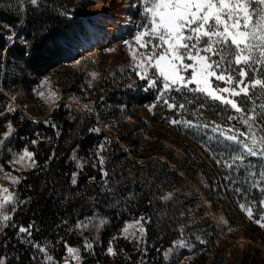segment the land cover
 I'll use <instances>...</instances> for the list:
<instances>
[{"label":"snow or ice","instance_id":"obj_1","mask_svg":"<svg viewBox=\"0 0 264 264\" xmlns=\"http://www.w3.org/2000/svg\"><path fill=\"white\" fill-rule=\"evenodd\" d=\"M7 6L16 10V23L0 22V27L6 30V39L9 42L19 39L25 46L24 51L31 59L41 60L49 51L43 47L34 45L28 39L18 34V27L25 24L26 10L30 6L39 10L45 6V0H8ZM100 7L99 3L92 5ZM135 10L136 18L131 16L125 18V24H131L134 31L129 32V38L121 39L120 43L130 57L127 68L131 73L142 81V85H136L133 81L127 85L142 87L144 92L153 93L150 103L144 104L147 111L156 115L153 111L158 105L161 109L175 110L174 115H164L161 119L177 129L191 134L201 147L208 153L212 161L225 170V180H231L233 185L239 182L232 179L233 173H247L245 183L247 186L230 187V190L239 197L236 204L239 210L245 214L252 223L264 229V102L259 104V111L255 98L259 96L264 101V0H130L124 5ZM63 15H70L65 10ZM46 22H39L34 29V34L44 35L49 33ZM114 48H107L105 51L112 52ZM9 52L7 47H0V62L6 63ZM83 59V57L81 58ZM81 59H74L73 63L79 65ZM121 74L125 69H120ZM91 79L87 82V89L93 87V80L100 78V73L91 70L87 72ZM45 85H49L44 89ZM41 88L44 90L38 91ZM31 91L39 97L43 103L51 107H59L57 101L61 95L50 87L48 77H45L36 88ZM4 95L0 101L3 107L0 108V152L5 153V161L11 170H6L3 163H0V179L9 181L12 189L0 184V235L6 236L5 229L13 227L20 242L29 245L35 251L30 259L36 264H85V255L95 254L94 247L98 243V237L93 235L91 239L84 235L85 231L98 233L105 224L107 217L101 215L96 209V204L101 197H106V207H124L129 199H134L131 192L122 195L114 187V172L110 175L105 167L106 156L103 154L112 143L108 136L93 145L89 150L91 167L100 173L99 192L101 195H87L84 199L92 208V215L83 219H77L68 226V221L62 219L60 224L66 225V231H77L82 237L80 246L69 245L63 241V249L67 255L57 258L48 248V241L43 244L33 240L32 229L35 222H29L27 227L17 225L14 214L21 205L31 201V197L19 198L16 186L24 179L22 175H13V172H24L30 169L41 167L36 159V153L23 147L18 151L11 148L12 139L17 130L11 119H6L10 114L16 113L15 101L18 94H13L9 101ZM88 92L83 90V97L87 98ZM68 103L64 105L68 110L69 118L76 119L71 109L75 104L78 111H86L89 115H95L97 123L87 127L88 133L100 134L101 121L99 113L93 106L94 101L81 102V97L70 95ZM103 100V96H100ZM27 107V106H25ZM123 119L130 120L131 116L123 111L124 106H119ZM184 113L190 114L192 118H185ZM215 119H201L206 115ZM23 120V116H20ZM33 123H38L33 117H29ZM79 119H83L80 117ZM235 121V123H233ZM45 125L57 129L56 136L60 131L51 117L43 120ZM147 123V122H146ZM114 123H103L104 128L113 127ZM36 138H30V145H37L39 140L51 141V137H42L34 132ZM127 152L128 149L125 148ZM55 155L54 151L44 161L43 167L47 168L49 161ZM257 158L260 162V169L257 173L249 158ZM72 160L78 170L83 169L89 163L88 159L77 155L76 149L72 150ZM162 159V158H161ZM131 174V173H130ZM78 171H72L70 184L76 186ZM88 184L96 182V177L89 175ZM142 187H149L151 195L146 200L148 205L154 201L169 202L175 201L173 191L157 195L152 192L151 187L141 180ZM223 187V186H222ZM31 188V185H28ZM251 189H258L259 198H253ZM69 196H83L81 190L72 193H65L64 199ZM126 210V209H125ZM191 210H189L190 214ZM184 211L180 216H184ZM151 216L141 214L132 221H124L119 235L134 242L136 250L146 254V248L141 249L139 245L144 243L146 235L145 224L151 222ZM221 221L228 225L223 217ZM192 221L189 220L188 223ZM186 225L179 224L181 236L185 235ZM38 230V229H37ZM227 231L232 232L231 227ZM22 234V235H21ZM113 236L106 247L107 255L115 257L118 253L113 247ZM201 244L207 241L201 236H196ZM178 247H186L190 250L194 247L180 239L174 241ZM172 250L165 253L167 257ZM83 252V254H82ZM123 252V249H120ZM37 254H42V259L37 260ZM126 259L131 257L125 254ZM191 255L178 259L177 264H185L191 260ZM19 261V256L12 258ZM0 264H9L8 257L0 253ZM137 264H144L143 256Z\"/></svg>","mask_w":264,"mask_h":264},{"label":"trees","instance_id":"obj_2","mask_svg":"<svg viewBox=\"0 0 264 264\" xmlns=\"http://www.w3.org/2000/svg\"><path fill=\"white\" fill-rule=\"evenodd\" d=\"M12 2L14 3V0ZM7 3L8 0H0V22L15 24L16 10L10 9ZM65 10L70 15H63ZM79 17H82L81 13L63 7L56 0H45V6L39 10H34L30 6L27 8L24 17L26 22L23 27H18L17 31L20 36L34 45L41 46L50 52L41 60L31 59L30 55L24 51L25 46L19 39H14L12 42L7 41L6 30L0 27V47L9 49L6 63L0 62V92L3 94L6 92L10 96L18 94V99L14 103L21 108L6 117L14 122L17 130L11 147L14 151L23 147L34 151L37 162L41 165L39 168L26 171L23 174L24 179L17 185L19 198L31 197V201L18 208L14 214L15 223L27 227L29 222L34 221L31 238L41 244L48 241L49 250L57 258L67 255L62 246L63 241H67L72 246L81 245L80 234L75 230L66 231L67 226L60 224V221L66 219L70 226L77 219L92 215V208L84 197L101 195L99 192L100 173L98 168L91 167V158L88 154L93 145L101 141L104 136H108L112 143L103 154L106 156V169L110 175L114 172L115 190L122 195L131 192L135 198L129 199L124 207L120 208L106 207L104 202L106 197L103 196L96 204V209L107 219L98 233L84 232L89 239L93 235L98 237V243L94 247L93 264H133V260H137L140 253L134 254L127 243L118 239V233L124 221L133 216L139 217L141 214L152 218L151 222L146 224L147 255L145 258L149 264H164L162 252L181 237L179 224L186 225L185 234H192L196 226H198L196 229L201 227L195 224L193 218L195 214L205 212L202 195L206 196L215 209L222 204L223 197L235 202L239 197L230 190L229 186H247L245 183L247 173H243V170L242 174L233 173L232 179L239 182L236 185H233L231 180L223 179L226 175L225 170L211 160L197 139L161 119L162 112L164 115H174L175 110L161 109L158 105L153 110L156 115H152L143 107L144 104L151 102L153 93L144 92L140 86L128 88L127 85L133 82L128 72L120 73L116 79L103 73L99 79L92 81L91 89H87L89 79L86 75L78 71L67 74L66 79L59 84L63 102L48 113L45 103L35 96L31 89L36 88L51 73L63 68L68 69L66 64L71 51L75 49L78 34L82 29ZM41 21L46 22L45 26L49 28V33L34 34L35 26ZM135 82L136 85L143 84L136 77ZM83 90L88 92L87 98L83 97ZM70 95L81 97L84 101L95 102L93 106L99 113L101 121L100 134L86 131L87 127L97 123L95 115L90 116L86 111L81 112L72 108V115L76 119L69 118L68 110L64 105ZM101 95L103 100H100ZM3 100L4 95H0V101ZM261 102L264 101L257 96L255 98L257 111H259ZM120 105L124 106L125 113L137 121L136 124L125 122L121 115ZM2 107L3 104L0 103V108ZM137 107L145 109L149 121L139 117L136 112ZM21 115L23 120L20 119ZM184 115L185 118L195 119L188 113ZM29 117H33L38 123H33ZM48 117H51V122L57 125L60 131L59 137L55 134L57 129L43 123V120ZM80 117L83 119H79ZM201 119L210 121L215 117L209 114ZM108 122L114 123V126L104 128L103 123ZM149 123L169 127L173 134L185 139L188 143L185 141L186 146H184L182 140L173 141L168 135L149 129ZM34 132L42 137H51V141L39 140L37 145H30L28 140L36 138L33 135ZM165 142L182 148L184 155L179 159L168 155L169 150L165 147ZM125 148L128 149L127 152ZM73 149H76L79 157L89 160L82 171L76 169L75 162L71 158ZM53 151L55 155L49 161L47 168H44V161ZM249 159L258 173L259 160L254 157ZM72 171H78L76 186L70 184ZM199 172L205 176L211 186L209 189H202V194L184 186L188 181H194ZM89 175L95 176L96 182L88 184ZM141 180L148 184L152 192L157 195L175 190V201L157 200L151 206L148 205L146 200L151 192L149 187L141 186ZM28 185H31L30 189ZM216 186H219L217 191ZM76 190H81L83 196H69L67 200L64 199L65 193H72ZM251 194L253 198L260 197L258 189H251ZM217 195L220 196V200L216 199ZM189 210H191L190 214ZM181 211H184V216H180ZM189 220L192 222L188 223ZM210 223L207 220L206 224ZM251 224L249 226L250 235H247V238L255 243V246H249V250L242 254L239 264H264V229L254 223ZM5 232L7 235H3L0 240V252L8 257L9 264H36L30 259L35 249L19 241L14 235L16 229L8 227ZM113 236H116L113 241L114 248L119 254H121L120 249L124 251L120 257H111L106 253L107 243ZM125 254L131 257V260L126 259ZM15 256H19V261L12 259ZM41 259L42 254H37V260Z\"/></svg>","mask_w":264,"mask_h":264},{"label":"rangeland","instance_id":"obj_3","mask_svg":"<svg viewBox=\"0 0 264 264\" xmlns=\"http://www.w3.org/2000/svg\"><path fill=\"white\" fill-rule=\"evenodd\" d=\"M56 1L57 3H60L63 7L72 11H78L82 14V17H79V19L81 20L82 29L78 34L75 49L71 51L69 60L66 64V67H68V69L63 68L46 76L49 78L51 89L61 95V87L59 86L60 82H63L66 79L67 74L74 71H78L86 75L87 72L95 70L100 73V76L105 73V75H109L113 79H116L117 77H119V74L121 73L120 69L123 67L125 69V72L130 73V80L135 81V75L131 73L130 69L127 68L130 57H128L126 49L120 43L121 39L129 38L130 31H134L131 24L124 23L125 18L128 16H131L133 20H135L136 18L135 10L131 9L130 7L124 6L126 4V0H103V2H105L109 6V10L106 12L101 11L100 8L92 6L97 3L96 0ZM127 2H130V0H127ZM58 10L60 12H63L61 11V9ZM121 15H124V18H121ZM106 16H110V23H108L106 26H111L110 28L114 29V31H111V38L107 42L96 47L97 49H90L86 51L88 52L87 54L91 53V55L85 56L83 53H81L79 49L81 48V42L85 37L90 35V32H93V34L96 33V27L100 26L103 23ZM120 22H122V25ZM109 47L114 48L115 50L112 52L105 51V49ZM82 57L83 59H81ZM74 59H81V63L79 65L74 64ZM87 77L89 80L91 79L90 76ZM47 87H49V85H45L44 89H46ZM44 89L38 88L37 90L40 91ZM5 95L10 101L11 96L6 92ZM34 95L36 96L35 93ZM61 102H63L62 95L61 99L57 101V104ZM81 102L87 103L88 100H81ZM66 103H68V101H66ZM15 106L16 110L21 109L20 106L16 103ZM46 107L48 108V113L54 108L49 105H46ZM72 108L77 110L75 104H73ZM123 110H125V108ZM136 110V112H138L139 117L149 121V118L147 117V113L144 108L137 107ZM125 122L128 124L137 123V121L132 117L130 120L125 119ZM148 127L151 130H156L158 133H164L168 135V137H170L173 141L179 142V140H182L183 145L186 146V140L183 138H179L175 134H173L169 127L159 126L152 123H149ZM2 130V127H0V131ZM165 147H167V149L169 150L168 155H172L174 159H179L184 155L183 149L179 148L175 144L165 142ZM0 163L4 164L6 170H11L10 166L5 161V153L3 152H0ZM25 172L26 171L13 172V175L23 176ZM0 184L9 187L10 189H12L13 187L9 181L3 179H0ZM184 186L189 187L194 191H197L199 194L203 193L202 189H209L211 187L205 179V176L201 172L197 174L194 181H188V183H185ZM219 186H216V191ZM216 199L220 200V196L217 195ZM222 199V204H220L219 207L215 209L212 207V203L207 200L206 196L202 195V201L205 206V212L195 214L193 218L196 222L194 223L196 225H200L201 227H199V229H196L198 227L196 226L192 234L187 233L178 239H183L186 241V243L191 244L194 247L190 250L186 247H178L175 243H173L171 247L165 249L162 252L164 264H177L178 259H183L184 257H188L190 255L192 257L191 260H186L185 264H239L242 254L245 251L249 250V246H255V243H253L250 239L247 238V235H250L249 226L252 225V222L249 221L245 214L239 210L236 201L232 202L230 198L226 199L224 197ZM221 217L228 221L227 226H225V224L221 221ZM135 218H137V216H133L127 221H132ZM207 220L211 222L208 225L206 224ZM198 222H200V224H197ZM227 227H231L233 231H227ZM2 236L3 235H0V240ZM196 236H201V238L206 240L207 243L201 244L199 241L196 240ZM118 239L124 241V243H127L130 246V249L134 251V254L140 253V256L137 258V260H133V264H137V262L141 259L142 256L144 264H149L148 260L145 258L147 255V251L145 254L141 251L136 250V248L134 247V242L125 239L122 235L118 234ZM143 240L144 243H141L139 245V248L141 249L146 248V235ZM169 249H171L172 251L166 257L165 253L168 252ZM117 253L118 254L115 257H120V255L124 254V251L120 252L121 254H119V252ZM93 259L94 255H85V264H93Z\"/></svg>","mask_w":264,"mask_h":264},{"label":"bare ground","instance_id":"obj_4","mask_svg":"<svg viewBox=\"0 0 264 264\" xmlns=\"http://www.w3.org/2000/svg\"><path fill=\"white\" fill-rule=\"evenodd\" d=\"M122 1V0H118ZM97 3L100 4V10L103 12H106L109 10L108 4L103 2V0H96ZM110 16H106L105 20L103 23L96 27V33L93 34V32H90V35L85 37L83 41L81 42L80 46L81 48L80 51L83 53L85 56L91 55V53L87 54L88 50L90 49H97L96 47L100 46L101 44L107 42L111 38V31H114L113 28H110L111 26H106L108 23H110ZM121 18H124V15L120 16ZM122 25V22H120Z\"/></svg>","mask_w":264,"mask_h":264}]
</instances>
